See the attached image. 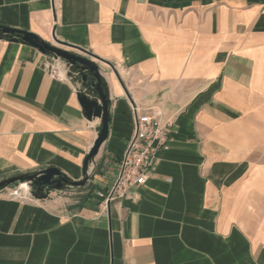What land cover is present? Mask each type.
I'll return each mask as SVG.
<instances>
[{
    "label": "crops",
    "instance_id": "obj_1",
    "mask_svg": "<svg viewBox=\"0 0 264 264\" xmlns=\"http://www.w3.org/2000/svg\"><path fill=\"white\" fill-rule=\"evenodd\" d=\"M0 26L90 52L109 96L85 164L101 121L78 74L0 36V181L90 178L24 200L1 188L0 264H264V0H0ZM149 107L175 117L169 146L101 207Z\"/></svg>",
    "mask_w": 264,
    "mask_h": 264
},
{
    "label": "water",
    "instance_id": "obj_2",
    "mask_svg": "<svg viewBox=\"0 0 264 264\" xmlns=\"http://www.w3.org/2000/svg\"><path fill=\"white\" fill-rule=\"evenodd\" d=\"M1 35L9 36L14 40H20L37 48L43 54L51 55L55 59H61L68 64L73 71L81 76L82 89L77 92L79 104L88 120L98 118L101 121L98 136L86 156L85 164H87V162L97 154L101 144L106 140L109 122V96L103 86L100 66L91 59V57L94 56L85 50H81L84 55L77 54L41 40L37 35L31 32L17 30L7 26H0V36ZM55 41L59 45H65L57 40ZM105 63L112 68L109 62ZM84 171L85 176L81 180L73 181L62 174L59 169L49 167L34 174L13 176L1 180L0 189L22 180L38 184V190H41L43 187L62 189L65 185L83 186L89 180L86 169H84Z\"/></svg>",
    "mask_w": 264,
    "mask_h": 264
},
{
    "label": "built area",
    "instance_id": "obj_3",
    "mask_svg": "<svg viewBox=\"0 0 264 264\" xmlns=\"http://www.w3.org/2000/svg\"><path fill=\"white\" fill-rule=\"evenodd\" d=\"M58 69L57 63L51 65L53 73L57 74ZM133 115L132 138L119 165L117 179L100 203L101 207H106L112 199L125 196L130 187L144 185L158 161L159 151L166 149L172 139L175 126L173 115L154 112L151 107L143 110L133 108ZM9 195L24 200L31 193L19 185L11 189Z\"/></svg>",
    "mask_w": 264,
    "mask_h": 264
},
{
    "label": "rangeland",
    "instance_id": "obj_4",
    "mask_svg": "<svg viewBox=\"0 0 264 264\" xmlns=\"http://www.w3.org/2000/svg\"><path fill=\"white\" fill-rule=\"evenodd\" d=\"M55 45H57L56 43H55ZM90 179V178H89ZM22 182H25V183H27L28 184V191L31 193V194H36V195H39V196H41V194H42V192H46L47 191V189H55L54 187H43L41 190H38V184H34V183H32V182H29V181H27V180H22V181H18V182H16V183H14V184H12V189H14V188H17L19 185H20V187H21V185H22ZM88 182V181H87ZM10 186V185H9ZM6 187H8V186H6ZM76 186H71V185H65V186H63L62 188H75ZM22 188V187H21ZM24 189V188H23ZM57 190H60V189H57ZM87 190V188L86 189H83V191L85 192Z\"/></svg>",
    "mask_w": 264,
    "mask_h": 264
},
{
    "label": "bare ground",
    "instance_id": "obj_5",
    "mask_svg": "<svg viewBox=\"0 0 264 264\" xmlns=\"http://www.w3.org/2000/svg\"><path fill=\"white\" fill-rule=\"evenodd\" d=\"M61 72V71H60ZM21 187L22 188H24V189H27L28 188V184L27 183H25V182H22V185H21Z\"/></svg>",
    "mask_w": 264,
    "mask_h": 264
},
{
    "label": "flooded vegetation",
    "instance_id": "obj_6",
    "mask_svg": "<svg viewBox=\"0 0 264 264\" xmlns=\"http://www.w3.org/2000/svg\"><path fill=\"white\" fill-rule=\"evenodd\" d=\"M78 77L80 78V80H81V76L80 75H78Z\"/></svg>",
    "mask_w": 264,
    "mask_h": 264
},
{
    "label": "trees",
    "instance_id": "obj_7",
    "mask_svg": "<svg viewBox=\"0 0 264 264\" xmlns=\"http://www.w3.org/2000/svg\"><path fill=\"white\" fill-rule=\"evenodd\" d=\"M6 37L11 38V37H9V36H6Z\"/></svg>",
    "mask_w": 264,
    "mask_h": 264
}]
</instances>
